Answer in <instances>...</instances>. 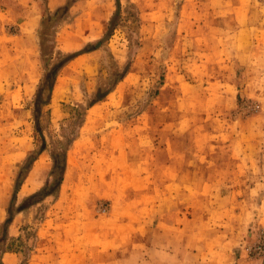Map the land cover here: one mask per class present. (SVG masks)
Listing matches in <instances>:
<instances>
[{"label":"rangeland","instance_id":"rangeland-1","mask_svg":"<svg viewBox=\"0 0 264 264\" xmlns=\"http://www.w3.org/2000/svg\"><path fill=\"white\" fill-rule=\"evenodd\" d=\"M119 4L0 0L2 263L264 264V0Z\"/></svg>","mask_w":264,"mask_h":264},{"label":"trees","instance_id":"trees-1","mask_svg":"<svg viewBox=\"0 0 264 264\" xmlns=\"http://www.w3.org/2000/svg\"><path fill=\"white\" fill-rule=\"evenodd\" d=\"M115 5L118 9L119 5H120L119 0H115ZM57 13H58V11L55 12L53 15L46 17L45 20H43L42 25L44 26L45 23H51L52 21H54L57 17ZM114 19H115L114 17L111 18V20L109 22L110 28L113 26V24H115ZM93 49H94V47L92 45L87 46L83 50H80V51H77L75 53L63 56L62 58L58 59L56 61V63H54L52 68L47 73L44 74V76L41 80V83L37 89V92L35 94L34 104H35L36 111L39 112V109L42 106L47 105L49 103L50 95H51V92H52L58 71L66 63H68L69 61H71L72 59L77 57L78 55H80L82 53H87ZM44 85H45V87H44ZM44 91L46 92V94H44ZM51 158H52L51 176H54L53 181L51 183L45 184L37 192L32 193L31 195L24 198L22 203L20 204V206L16 209V211H18V212L22 211L23 209H25L29 206H32L34 204L39 203L40 201H42L47 196L55 195L57 193L59 186L62 182V177H63L64 170H65V153L62 152L59 154H53L51 156ZM35 160H36V155H28L25 158V160L23 161L21 167L19 168V170L17 172L15 184L13 187L11 204L9 205V208L7 210V217L1 225L2 237L0 238V243H1V241H5L6 235H7V229L13 220L14 211L12 209V206H13V201L15 199L16 193L18 192L26 173L29 171L32 163ZM5 252H8V249H4L0 252V264H3L2 263V255Z\"/></svg>","mask_w":264,"mask_h":264},{"label":"crops","instance_id":"crops-1","mask_svg":"<svg viewBox=\"0 0 264 264\" xmlns=\"http://www.w3.org/2000/svg\"><path fill=\"white\" fill-rule=\"evenodd\" d=\"M7 254H5L4 256H6Z\"/></svg>","mask_w":264,"mask_h":264}]
</instances>
